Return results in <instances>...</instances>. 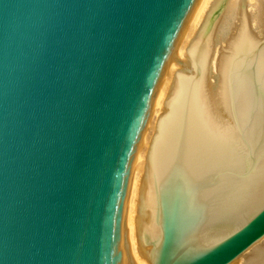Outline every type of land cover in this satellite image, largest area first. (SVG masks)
I'll use <instances>...</instances> for the list:
<instances>
[{
	"label": "water",
	"instance_id": "obj_1",
	"mask_svg": "<svg viewBox=\"0 0 264 264\" xmlns=\"http://www.w3.org/2000/svg\"><path fill=\"white\" fill-rule=\"evenodd\" d=\"M195 1L0 0V264L264 242V0Z\"/></svg>",
	"mask_w": 264,
	"mask_h": 264
},
{
	"label": "bare ground",
	"instance_id": "obj_2",
	"mask_svg": "<svg viewBox=\"0 0 264 264\" xmlns=\"http://www.w3.org/2000/svg\"><path fill=\"white\" fill-rule=\"evenodd\" d=\"M206 0H196L188 13L186 20L178 34L180 36L186 28L187 21L192 22L197 17ZM177 36V37H178ZM243 261V264H264V242H256L249 249L236 258V264ZM242 263V262H241Z\"/></svg>",
	"mask_w": 264,
	"mask_h": 264
},
{
	"label": "rangeland",
	"instance_id": "obj_3",
	"mask_svg": "<svg viewBox=\"0 0 264 264\" xmlns=\"http://www.w3.org/2000/svg\"><path fill=\"white\" fill-rule=\"evenodd\" d=\"M242 262V263H241ZM244 262L243 261H240L239 264H243Z\"/></svg>",
	"mask_w": 264,
	"mask_h": 264
}]
</instances>
